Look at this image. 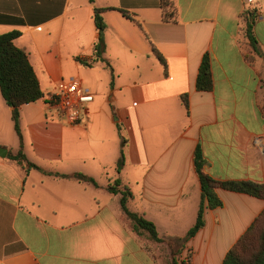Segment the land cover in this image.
Listing matches in <instances>:
<instances>
[{"label": "crops", "instance_id": "obj_1", "mask_svg": "<svg viewBox=\"0 0 264 264\" xmlns=\"http://www.w3.org/2000/svg\"><path fill=\"white\" fill-rule=\"evenodd\" d=\"M175 8L168 21L161 0H0V35L22 33L16 45L45 95L21 108V143L0 90V147L8 150L0 158V264H162L107 187L121 181L133 194L129 207L161 238H184L202 201L198 147L210 177L264 183V0H175ZM95 9H110L102 34ZM246 12H256L261 55L245 35ZM101 36L104 61L94 63ZM207 53L214 89L200 92ZM72 81L94 96L77 125L51 103ZM21 150L36 169L9 159ZM76 173L97 185L56 176ZM218 195L224 206L207 211L185 264H222L264 211V200Z\"/></svg>", "mask_w": 264, "mask_h": 264}, {"label": "trees", "instance_id": "obj_2", "mask_svg": "<svg viewBox=\"0 0 264 264\" xmlns=\"http://www.w3.org/2000/svg\"><path fill=\"white\" fill-rule=\"evenodd\" d=\"M92 1V0H91ZM161 7L166 20H173L176 14L175 0H161ZM110 9H95L94 21L102 34L106 28L103 14ZM124 15L133 21L137 26L140 23L128 13ZM246 32L245 35L250 41L254 51L261 55L257 45L258 42L253 35V27L257 20L256 12H246ZM22 36L20 31H13L0 35V90L6 103L12 108V118L16 132L23 142L21 131V108L25 105L33 104L45 98L38 75L30 61L28 53L16 45V40ZM105 50L104 39L101 36L95 46L94 63L104 61ZM154 55L167 70L163 57L158 50L152 46ZM264 57V55H263ZM197 89L200 92H210L214 89V78L212 73V60L209 53L205 54L197 79ZM183 103L190 114V101L188 96H183ZM125 146V142H124ZM9 159L17 162L26 172L36 169L37 166L30 162L23 151L9 153ZM125 164V151L122 150V158L119 162V169ZM207 161L201 147L195 153V168L202 185V201L198 212V217L194 227L184 238L163 239L159 236L154 223L148 221L142 215L134 212L129 207V202L133 198L131 190L124 186L121 181H116L109 185L107 190L114 195H121V206L125 221L131 230L141 239L152 244H168L171 247L172 255L170 260H165L162 264H180L177 253H181L186 248V244L194 239L206 227V213L208 210H215L224 206L222 199L218 195L219 190L230 191L239 194H246L264 200V183L253 181H221L210 177L205 172ZM61 178L74 179L81 183L97 185L93 178L84 174L56 175ZM175 244L180 247L175 248ZM222 264H264V211L254 220L248 230L238 239L234 246L227 252Z\"/></svg>", "mask_w": 264, "mask_h": 264}, {"label": "built area", "instance_id": "obj_3", "mask_svg": "<svg viewBox=\"0 0 264 264\" xmlns=\"http://www.w3.org/2000/svg\"><path fill=\"white\" fill-rule=\"evenodd\" d=\"M249 3H253V0H249ZM93 100L94 96L82 89L77 81L62 85L51 97L52 105L70 125L79 124L83 106Z\"/></svg>", "mask_w": 264, "mask_h": 264}, {"label": "rangeland", "instance_id": "obj_4", "mask_svg": "<svg viewBox=\"0 0 264 264\" xmlns=\"http://www.w3.org/2000/svg\"><path fill=\"white\" fill-rule=\"evenodd\" d=\"M174 246H176L175 248H178L181 245L179 246L178 244H175ZM156 247L157 248L154 251L156 252L157 255H159L161 262H163L165 258L167 260H170V255H172L173 250L171 249V247H169L168 244H156ZM191 257H192V252L191 251L185 252V249L182 250L181 253H177L176 255V259L180 264H185L187 259H190Z\"/></svg>", "mask_w": 264, "mask_h": 264}, {"label": "water", "instance_id": "obj_5", "mask_svg": "<svg viewBox=\"0 0 264 264\" xmlns=\"http://www.w3.org/2000/svg\"><path fill=\"white\" fill-rule=\"evenodd\" d=\"M8 154V150L0 147V158H6Z\"/></svg>", "mask_w": 264, "mask_h": 264}]
</instances>
